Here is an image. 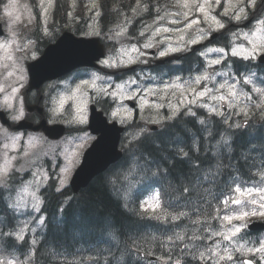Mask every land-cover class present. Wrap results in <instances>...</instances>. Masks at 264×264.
<instances>
[{
    "label": "trees",
    "instance_id": "trees-1",
    "mask_svg": "<svg viewBox=\"0 0 264 264\" xmlns=\"http://www.w3.org/2000/svg\"><path fill=\"white\" fill-rule=\"evenodd\" d=\"M137 1L113 0L110 6L114 7L115 4L123 5L124 3L134 4ZM195 136L198 137L197 140H201L200 144L194 141ZM227 136H232V146L227 148L225 142L227 140L218 139L215 154H213L208 147L204 146L202 135L194 128V123L182 121L170 126L169 132H161L137 141L133 145L134 156L125 155L118 166L109 173L98 176L79 195H73L69 188L57 193L53 185V189L47 194L44 192L43 212L46 214L48 212V214L43 228L38 230L34 237L28 234L23 248L6 244L5 239L0 238V257L5 261L16 259L27 261L28 264H129V261L131 264H150L137 257L136 250H145L167 257L168 264H174L177 256L181 264H194L190 255L179 253V248L183 247L182 244L175 246L170 259L169 248L162 247L160 243L165 240L160 236L163 230L162 225L153 219L144 218L125 209L116 188L127 186L130 177L134 175L145 181L155 180L157 184H161L158 179L162 177V184L166 179L169 187L175 189L172 205H175L177 193L182 192L185 187L190 189V199L193 201L190 207L203 205L200 213L192 212L190 218L182 217L175 222L176 225L190 234L193 228L201 227L202 230L208 227L204 221V216H207L211 220L212 229L220 228L222 219H211L216 216L218 204V200L213 196L228 192L229 184L236 182L260 185L259 173L264 172V128L262 126H257L249 137L240 131H228ZM193 144L196 148L199 147V153L194 152ZM181 146L187 148L188 156L193 159H201L207 150L218 159L225 160L227 163L223 166L235 170L234 177L227 170L221 173L223 167L217 162L215 178L212 179V181L217 180L214 190H212L214 186L206 187L203 177L192 179L188 185L181 186L176 182L181 172L190 171L197 175L198 170L189 167L194 164L193 162L185 163L181 159H175L173 164L164 161V159H173L177 149ZM197 163L195 162L196 165ZM124 167V170H120ZM157 168L159 172L153 179L152 173L157 172ZM165 169L167 175L164 173ZM220 173L221 176H218ZM110 176H115V183L109 181ZM161 190L163 197L166 198L162 187ZM6 193L0 190V232L14 234L17 230L16 222L12 218L11 211L8 210L7 216L4 208ZM61 207L63 208L62 213L60 212ZM219 207V216L222 217L224 211L220 204ZM198 215L201 223L192 224L191 220L196 219ZM207 234L204 233L205 236ZM244 234H247L248 242L255 240L250 237L251 234L244 231L238 238L240 242H244L241 240ZM31 240H36L37 243L31 245ZM129 253H131V258Z\"/></svg>",
    "mask_w": 264,
    "mask_h": 264
},
{
    "label": "snow or ice",
    "instance_id": "snow-or-ice-1",
    "mask_svg": "<svg viewBox=\"0 0 264 264\" xmlns=\"http://www.w3.org/2000/svg\"><path fill=\"white\" fill-rule=\"evenodd\" d=\"M51 2V0H49ZM139 2V0H138ZM220 0H216V4L219 5ZM256 0H249V5H255ZM44 0H41V15L45 16L47 15V8L43 7ZM14 5V0H10V6ZM207 5V7H206ZM183 7L186 9H189V11H184L183 13H173V15H182L183 20H189V16L191 15V9L189 8L188 0H185ZM195 10L198 11L199 13H202L205 17V20L207 21L209 17V9L211 7L210 0H204V3H201L199 5H194ZM245 9L242 7L239 9V12L235 14L234 17L231 19H235L236 21L241 20V13H244ZM6 14L11 15V12L7 11V6H6ZM101 13L100 11H97L95 13L96 16H99ZM226 14V13H225ZM69 17H71V13H68ZM18 19V17H17ZM157 19H163V17H157ZM212 19L215 20L217 29H223L225 27V23L222 22L221 20L217 19L216 16H212ZM170 23H181L180 20H172L169 21ZM200 21L199 19H192L190 20L187 24L184 25V28L181 29H170L168 27H157L155 30L152 32V37H155L159 35L161 32L163 33H168L170 31H180L184 32L187 29L192 28L194 24H199ZM151 27V25L146 26L144 30L140 31L139 36L143 37L145 36V33L148 31V28ZM128 29L122 28L120 31L116 32L115 35L117 37L123 35L124 32H127ZM45 35H48V29L45 28L44 31ZM2 35V33H0ZM96 35H100L99 32L96 33ZM207 37L209 40H211L213 37L210 35L208 32H204L203 30L201 31V35L197 37L196 39L189 40L187 44L185 45V48L188 46H194L198 40ZM111 38V37H110ZM181 40L184 39L183 36L180 37ZM153 46L151 43V38H149L148 43H143L142 48L143 49H150ZM132 52L138 53V56L136 59H139L140 57H145L146 53L141 51L140 48L137 47L136 44L131 45ZM172 49L169 47L168 49L165 50H160L158 52L159 57H164L168 54V51H171ZM179 50V49H176ZM208 53H216L218 54L215 58L208 59L207 63L204 65H201V69H197V74L194 77L189 78L188 80L182 81L180 84H175L174 82H170L169 84L165 85V88L162 90L164 92H167L168 89L170 88H179L181 90V100L180 104L183 105L185 104V101H187V104L190 105H197L198 101L203 100L206 96L209 97L210 100L213 101H226L228 103L229 108H235L236 104L239 102V97L240 95H247L245 92H241L238 94L236 91L237 88V78L241 75V73H249V69H242L239 72L234 71L232 77H229V73L225 70H213L210 71V69H213L214 66H220L222 65L225 55H226V49L224 47H211V46H206L205 50L200 51V56L206 58ZM256 53V46L253 45L252 51L248 52L246 55L242 57L244 60H256L257 56L255 55ZM231 54L233 57H237L238 53L236 48L231 49ZM11 58V57H9ZM99 61V58H97ZM135 60L132 57H129V60L127 62L121 60L119 65L112 60L111 58H105L101 63L105 67H118V66H127L129 63H133ZM141 62H145L146 60H142ZM260 62H264V59H261ZM228 66L225 65V68ZM13 73H9V75H12ZM250 75H255V74H245L244 75V84H251L253 83V80L250 78ZM216 77H222L220 81L216 80ZM19 79H23L22 76L19 77ZM97 81H104V83L99 87V92L102 94L103 99L105 102H107V99L111 97L114 101L117 99L118 93L120 95L126 96L128 99H135L139 98L142 100L144 105H148L150 101L147 99L148 93H151L152 95H157V90L156 89H149L148 93H144L141 95L140 93H137L136 89L132 87L133 85H136V80H129V81H123L120 83H117L113 85L109 80H107L104 76H101L99 74H93V79L91 81V86L93 88L97 87ZM202 82H205L207 85L208 83H212L213 86L215 87V91L219 92L222 89L227 90V96H230L232 99L228 100L227 97L223 94L221 95H214L213 94V87H208L205 86L202 90H197V87H194L193 85L199 86ZM85 84H89V81H84ZM260 83L264 84V80H261ZM218 85V86H217ZM22 86V85H20ZM109 89H113L112 91H109ZM14 93L18 91L17 88H13L12 90ZM79 91V88L77 89ZM254 91L261 93L262 96H264V90H262L260 87L254 88ZM185 93H190L191 96L186 95ZM101 97H97V102H99V99ZM63 105H61L62 107ZM156 107H162L160 105H154ZM200 107L207 109L209 114H216L222 116L223 113L219 111V109L215 106H212L208 103H201L199 104ZM259 107V105H258ZM180 108L179 106H173V109L171 111L170 115L167 116H153L151 119V123H161L165 121H171L176 118V115L179 113ZM241 113L244 114L245 117L248 116V111L246 108H241L239 112L236 113V115H240ZM59 114L58 109H53V115ZM187 115H190L192 118L196 119L200 125H206V121L203 118H199L198 114L193 111L191 107L187 108ZM24 116V110L21 107L19 110V114L13 113L11 115V119L13 121H19L22 117ZM117 116V113L115 111H112L110 113V119L114 121L115 117ZM81 120H83V117L81 116ZM224 123H228L227 120L224 121ZM108 121L101 119L100 125L97 129V131L100 134V139H103L104 135V130L107 128ZM237 128H239L241 125L236 124L235 125ZM140 133H137L136 136L133 137V140H137L139 137ZM209 135H211V131H209ZM83 139V138H81ZM88 139H91V137H88ZM100 140L97 141L99 143ZM227 142V141H225ZM82 147V145H80ZM188 157V152L184 151L183 148H180L176 153L175 156L173 157V161L175 159H184ZM68 169L67 167L60 169L61 172H66ZM159 172V168H157V172H153L152 175L156 176ZM213 176H215V173H213ZM260 176V182L264 183V172L259 173ZM13 179H15L13 177ZM47 179V176L45 177ZM204 179L207 181L208 176L205 175ZM9 181V173L7 170L4 171L2 175H0V189L6 187L8 185ZM65 184V179L63 177L59 178V187L56 188V191L59 192L63 188ZM205 191H208L205 189ZM232 191L236 195L232 194ZM228 192H221L217 196H213L214 199L218 200V204L216 206V216H213L211 219H217L220 218L223 221H227L229 225H232L233 220H239V221H245L246 218L252 216H260L264 217V187H256V186H248L247 184L245 185H240L237 184L236 187ZM253 193L256 195L253 196ZM211 194V193H210ZM223 197L222 199L220 197ZM242 197H250V199H241ZM199 203V202H197ZM233 205H240L241 210L236 211L235 209L232 210V214H224L222 217L219 216L220 214V207L219 204H223L226 208L229 204ZM147 204V207L145 206ZM193 204V201L190 199V189L185 187L183 188L182 192H178L176 197H175V205H169L168 208L171 209L173 207L175 208H183L185 210H181L178 212L173 213L172 211L166 209L161 215H157L155 217H148L149 219H156L158 221L165 220L170 217L171 221L175 222L180 220L182 217L185 218H190V215L192 212L195 213H200L201 208L203 205L201 204L200 207H190ZM255 206L253 207L250 211L249 210H244L247 208L248 205ZM20 207H24L21 205ZM161 207V202L159 199V193H156L155 196V203H149V201L142 200L140 203L139 211L140 213H146V212H153L155 213L157 209ZM32 209L40 213L42 211L40 207V202L37 200L33 205ZM60 212H63V208H60ZM38 225H44L45 220L41 218L40 216H37L34 218ZM204 221L208 224V227L203 228L202 230L200 228H193L191 229V235H188V232L184 229H181L179 231H174L172 235L167 236L166 240L160 241L161 246L168 248L169 244L173 245L172 248H169L168 250V255L169 258H172V252L175 250V246L177 244H182L183 247L179 248V253L185 254V255H190L193 260L197 258V252L199 254V258L203 260L205 258V252L199 251V245H197L195 242L196 241H201V240H207L210 239L211 236H222L224 241L231 242L233 237H236L237 234H240L242 232V229L246 227L245 224H241L239 226L237 225H232L230 229L227 230V232L224 231H219V230H214L211 228V220L207 216H204ZM191 223L194 225H199L201 223V219L199 215L197 216L196 219H192ZM32 232H36V228L31 229ZM25 229L20 228L19 232H16L15 234L11 232H0V238L5 239L6 244H11L13 247H18V248H23L24 247V242L26 240L25 236ZM203 233H208V236H205ZM186 236L187 240L191 241L192 243L185 242L186 241ZM241 240L244 241V243L239 244V246L235 247L234 249L229 246H224L223 248V255H218L217 251L215 249L210 248L209 252L211 257H217L220 261H223L225 259L229 261H233L234 264L236 262L234 261V257L232 255L233 250L236 252H244L246 250L247 253H264V241H257L259 243V247H247L245 249V245L248 242V236L247 234H244L241 237ZM37 243L36 240H31V245H35ZM215 248H220V245L217 244ZM185 250H188L186 253ZM129 257L131 258V253H129ZM0 264H28L27 261H21V260H7L5 261H0ZM129 264H131V261H129ZM174 264H181V260L179 256L174 261ZM213 264H216L215 261H213ZM239 264H253L252 260L249 259H243L239 261ZM261 264H264V261L261 262Z\"/></svg>",
    "mask_w": 264,
    "mask_h": 264
},
{
    "label": "rangeland",
    "instance_id": "rangeland-1",
    "mask_svg": "<svg viewBox=\"0 0 264 264\" xmlns=\"http://www.w3.org/2000/svg\"><path fill=\"white\" fill-rule=\"evenodd\" d=\"M52 1L53 0H51V2H49V0H44L43 7L47 8V15L43 16L44 20H47L49 18V14H51L50 6L52 4ZM178 1L179 0H177V2ZM40 5H41V1H40ZM91 5L94 7L96 6V3L93 2L91 3ZM7 11L11 12V15L10 16L7 15L5 9L2 16V17H6L8 21V27L6 30L7 36L6 38L0 39V91L4 90L6 96L5 95L1 96L0 107L9 110L10 114L12 115L13 113L19 114V110L21 109V107L24 110V107L22 105L23 104L22 98L20 94L22 91H24L26 83H24L25 76H23L22 72L26 74L27 63L29 62L30 59L29 57H36L37 45L35 40L29 38V33L31 32L35 24V17L32 13L31 8L29 7L27 0H14V5L9 6L7 8ZM174 13H177V11H174ZM22 26H24L23 29L21 28ZM157 27L160 26H158L155 23L148 30L151 34L150 36L151 43L153 44L152 47L154 48L158 47V42H157V40L159 39L158 37H161L163 35V32H161L159 35L152 37V32ZM148 42L149 40L147 41V43ZM123 46L124 48L127 47L126 44H124ZM16 53L17 55L15 56ZM12 58L14 59V62H12ZM113 60L117 63L121 60L127 62L129 59H121L117 55L116 57L113 58ZM10 72L13 74L9 75ZM20 76H22L23 79H19ZM92 79L93 78L89 80V84H87L88 87L98 90L103 83L100 84L101 81H97V87L93 88L91 86ZM136 85H138L137 80H136ZM134 86L135 85H133L132 87ZM13 88H17L18 91L14 93L12 91ZM77 89L78 88H75L72 91L67 92L66 96H69L68 99L71 100L70 103H73L74 116H76V119L79 122H83L88 115V105H87L88 101L82 103V100L87 99V97L86 95L82 94L80 91H77ZM149 89L150 88L143 90V94L148 93ZM112 90L113 89H109V91ZM136 91L137 93L140 94L142 93L139 91V89H137ZM237 92L238 94L240 93L239 91ZM150 95L151 93H148L147 99H149ZM225 96L228 99V96L227 95ZM118 97L120 101H122L124 98H127L126 96L120 95L119 93H118ZM231 99L232 98L228 100ZM139 101L141 103L143 115H146L147 110L150 108V106L149 104L144 105L141 99H139ZM222 102L224 101H218L219 104ZM241 103H242V97L240 95L239 102L236 104V106H241ZM61 105H63V108H60ZM65 107L66 104H63L61 101L59 102V106H57V108L54 109H58L60 113L61 110L64 109ZM119 108L121 109L122 112L125 113V109H123L122 107ZM79 109L83 110L84 113L83 120H81L80 116L77 114V111ZM85 137L87 136L82 135L80 139ZM38 138L41 141H43L41 137H36L35 135H30V134L15 135L9 130L0 127V175H2L5 170L8 171L9 176L13 172H17L20 176H24L27 172H30L32 174L31 179L29 181H25L21 185V187H19L17 193L12 198V205L14 206L13 208H16L18 210L21 209L25 210L24 208L32 209V205L37 200H39L41 206L42 201L40 197V190L43 186V182L46 181L45 177L47 175L45 174V168L47 167L49 161L51 162V166L54 168L55 161L58 159L59 154H62L61 156L63 157V161H64L63 163L64 166L62 165L63 166L62 168L67 167L68 170L66 172L60 171L59 176L60 178L63 177L65 179L64 185H66L68 174L73 173V171L79 165L81 160L84 147L82 146L83 149L82 147H80V145H82L80 142L74 139H70V141L63 143L62 146L59 147V145L55 146L56 144L51 142L40 143ZM64 145H69L70 150H67L64 147ZM76 151L78 153L75 156ZM67 163H70L71 165L70 164L67 165ZM131 194L132 192L130 191L129 196H131ZM255 195L256 194L253 193V196ZM155 196L156 195H153L147 198L146 201H149V203H155ZM241 199L242 200L250 199V197H242ZM21 205H23L24 207H20ZM145 206L147 207V204ZM236 206L239 209L238 211H240L242 206L240 205H236ZM253 207L255 206L249 204L247 208L244 210L250 211ZM147 213L154 215H161L163 213L162 203H161V207L157 209L155 213L151 211ZM229 214H232V210H230ZM255 217H260V216H255ZM234 221L235 220L232 221L233 223L232 225L239 226V224H235ZM242 222L245 223L246 220ZM225 223H227V221ZM21 228H24L26 232L27 224H23ZM244 252H246V250ZM258 257L261 259V261H264V253H258ZM0 261H2L1 258Z\"/></svg>",
    "mask_w": 264,
    "mask_h": 264
},
{
    "label": "water",
    "instance_id": "water-1",
    "mask_svg": "<svg viewBox=\"0 0 264 264\" xmlns=\"http://www.w3.org/2000/svg\"><path fill=\"white\" fill-rule=\"evenodd\" d=\"M2 33V31H0ZM50 72L54 70L45 69L46 78H52L56 74L51 75ZM94 133L98 131L92 128ZM119 130L116 128H107L104 130L103 139L99 143L95 142L93 146L87 151L82 166L76 172L74 179L72 180V188L76 192L86 186L92 178H94L99 172L106 169L114 160L118 159L121 154L119 153L118 141H119ZM256 229H264V224H258L255 226Z\"/></svg>",
    "mask_w": 264,
    "mask_h": 264
},
{
    "label": "flooded vegetation",
    "instance_id": "flooded-vegetation-1",
    "mask_svg": "<svg viewBox=\"0 0 264 264\" xmlns=\"http://www.w3.org/2000/svg\"><path fill=\"white\" fill-rule=\"evenodd\" d=\"M164 161H166V159H164ZM193 172V171H192ZM199 174V172L197 171V175ZM194 172L193 174L188 171V172H181V174L179 175L178 178H176V182L179 183L181 186H186L189 184L190 180L192 179H198L199 177L197 176ZM188 180V181H187ZM178 189H180L177 186Z\"/></svg>",
    "mask_w": 264,
    "mask_h": 264
}]
</instances>
